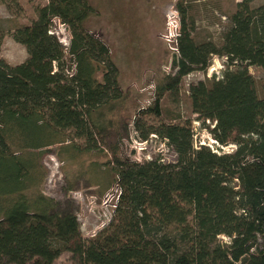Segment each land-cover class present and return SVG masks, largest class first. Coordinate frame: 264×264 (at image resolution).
Listing matches in <instances>:
<instances>
[{"label":"trees","instance_id":"obj_1","mask_svg":"<svg viewBox=\"0 0 264 264\" xmlns=\"http://www.w3.org/2000/svg\"><path fill=\"white\" fill-rule=\"evenodd\" d=\"M187 1L179 70L148 77L154 100L141 110L146 92L133 109L110 45L87 27L89 0H0L16 17L0 24V50L10 35L28 55L0 56V264H55L66 252L69 264H264V78L251 71L264 73V2L241 0L220 36L199 39ZM214 54L228 66L183 90ZM194 120L236 149L197 146ZM134 131L157 135L177 160L132 158ZM50 152L68 166L60 199L45 191ZM114 181L123 191L113 221L84 237L70 193L101 200Z\"/></svg>","mask_w":264,"mask_h":264},{"label":"crops","instance_id":"obj_2","mask_svg":"<svg viewBox=\"0 0 264 264\" xmlns=\"http://www.w3.org/2000/svg\"><path fill=\"white\" fill-rule=\"evenodd\" d=\"M146 1L147 0H89L91 5L94 7V12L88 18L86 23L90 30L103 37L110 45L113 57L120 70L121 83L125 89H132L130 98L133 99V109L138 106V99L141 96L139 91L145 85L148 77H152L156 73L157 69L165 65L169 59V54L167 57V49L162 39V34L165 29L166 12L172 0ZM240 1L241 0H236L234 6L236 7V3ZM201 2L203 3L200 4ZM187 4L191 6V9H189V15H191L195 21V36L199 39L212 37L211 35H205V32H199L198 25L200 22L197 17L198 10L195 11L197 6L203 5L201 6V13H203L201 22L203 27H205L206 24H208V18L205 15V11L206 7L210 8L209 2L207 0H188ZM160 8L162 16L159 24L154 21L153 18H156V11ZM222 17L223 20H226L225 18H227L225 15ZM127 27H133L135 32L133 29L132 31L127 29ZM121 33H123L125 41V62L130 63L133 61L134 53L137 54V57L146 60V62L141 60V62H138L139 68H136L133 73V77H138L136 82L130 81L124 77L123 70L120 65L121 62L118 60L117 43L121 39ZM133 33L138 34L135 39L131 38ZM128 39L129 43L126 44ZM144 64H147L148 66L145 69ZM198 72L200 71L193 72L191 75ZM110 185H107L105 190L108 189Z\"/></svg>","mask_w":264,"mask_h":264},{"label":"rangeland","instance_id":"obj_3","mask_svg":"<svg viewBox=\"0 0 264 264\" xmlns=\"http://www.w3.org/2000/svg\"><path fill=\"white\" fill-rule=\"evenodd\" d=\"M207 1L209 2L210 8L206 7L205 15L208 18V20H207L208 24H206L205 27H203V24L201 22L202 17H203V15H202L203 13H201V6H203V5H200V4H202L203 2H201L199 4L200 6H197L195 8V11L198 10L197 17H198L199 22H200V24L198 25L199 32H201V33L205 32V35H211V36L217 38L223 32V30L225 28L224 26L228 23V19L225 18L226 20H223L222 16L225 15V17H226L228 13H231L235 10L234 5H235L236 0H207ZM146 2H148V0ZM258 2L259 3L264 2V0H260ZM195 5H197V4H195ZM199 11H200V14H199ZM155 15H156V18H153V19H154V21L159 23L161 21V16H162L161 8L158 11H156ZM15 18L16 17L13 14L12 10H10L6 5H0V21H1L0 24L3 27L9 28V26L12 24V20H14ZM26 21L27 20L24 18L19 19V22H22V23H25ZM224 21H226V22H224ZM210 22H211V24H210ZM54 28H55L54 32L56 33V35L60 39V41H62L63 44L67 43L69 45V42H70V30H69V28L65 24H63L61 21H56ZM127 29H129L131 31H132V29L134 30L133 27H130V28L127 27ZM134 32H135V30H134ZM137 36H138V34L133 33L131 35V38L135 39ZM127 43H129V39H128V42L126 41V44ZM124 44H125L124 35H123V33H121V39L117 43L118 60H119V62H121L120 65H121V68L123 70L124 77L130 81L136 82L138 80V77H133V73L135 72L136 68H139L138 62H141V61L146 62V60L142 59L140 57H137V54L134 53L133 54V61H131L130 63L129 62L126 63L124 60V55L126 53L124 51ZM0 56L12 64H18V63L24 62L27 59L28 55H27V50H26L24 45L16 42L10 35H7L5 37L3 46L0 50ZM147 67H148L147 64L146 65L144 64V69ZM251 71L255 74V76L258 79L264 78V73L257 71V69H255L254 67L251 68ZM207 78H208L207 74L205 72H201V71L198 73H194V75L190 74V75L186 76L183 80V90H187L191 84H194V83L198 82L199 80H204ZM150 84L145 83V85L143 87H149ZM143 95L144 96L142 98L145 99L147 97V96L145 97V95H147V93H144ZM182 110L186 114L189 113V104L186 100L183 102ZM208 123H210V122H208ZM209 126L210 127L203 126L202 123L199 121H198V124H195L193 126V129L195 131L196 143L198 145L204 141L206 143H210L211 138H214L212 133H211V129L214 127L213 123H211ZM135 144L136 143L134 141H132V144H131L132 146H130L131 148H130V151L128 152V154L134 159H146L145 155L148 153V151L156 150L160 146V142L159 143H156V142L151 143L150 142L147 145L149 150L145 152V151H140L141 147H139L138 145L135 147ZM229 146H236V145L231 143ZM131 150H133V151H131ZM161 157L167 163L175 162L177 160V155L171 148H166L164 150V152L161 153ZM43 162L49 170L48 180L45 184V191L48 195H50L54 198L60 199L64 196L63 191H62V188L65 185L64 170L68 166L67 165L63 166V164L60 162V160L58 159V157L56 156V154L54 152H50V153H47L46 155H44ZM83 236L86 237V234L83 233ZM69 257H70V253L66 252L58 258V260L55 262V264H69L70 263Z\"/></svg>","mask_w":264,"mask_h":264},{"label":"built area","instance_id":"obj_4","mask_svg":"<svg viewBox=\"0 0 264 264\" xmlns=\"http://www.w3.org/2000/svg\"><path fill=\"white\" fill-rule=\"evenodd\" d=\"M179 2L180 0H172L168 6L166 12L165 29L162 34V39L169 53L168 62L164 65L163 69L168 74L173 75L179 70V66L175 64V61L181 56L180 38L182 36V14L179 8ZM64 45L68 44L64 43ZM228 64V56L214 54L211 57L210 65L208 66V69L205 73L208 77L220 75L222 70H224ZM155 88L156 85L154 82H152L149 87H143L141 89V91L148 94V96L140 102L141 110L147 108L154 100ZM195 124H198V121L194 120L193 126ZM137 136V133L134 131L132 135V141L136 143L135 147L137 145L141 147L140 151H148L149 149L147 145L150 142H160V146L156 150L148 151L147 154L145 153L146 159L151 160L159 158L161 157V153L164 152L166 148H170L164 140L159 139V137L155 134H152L150 138L145 141L138 139ZM131 144L130 146H132ZM202 145L209 146L218 153L232 152L236 148V146H221L214 138H211L210 143H206L204 141L199 145L197 144V146ZM218 147H220V149H218ZM162 160L164 161L163 158ZM122 191L123 190L120 183L118 181H114L106 190L101 200H98L95 196H88L82 191L70 193V196L81 206V211L78 215V218L81 223V229L83 231L82 233L86 234V237H93L113 221L116 209L120 203Z\"/></svg>","mask_w":264,"mask_h":264}]
</instances>
